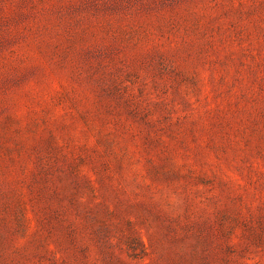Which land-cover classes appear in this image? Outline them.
I'll return each instance as SVG.
<instances>
[{
    "label": "rangeland",
    "instance_id": "1",
    "mask_svg": "<svg viewBox=\"0 0 264 264\" xmlns=\"http://www.w3.org/2000/svg\"><path fill=\"white\" fill-rule=\"evenodd\" d=\"M0 264H264V0H0Z\"/></svg>",
    "mask_w": 264,
    "mask_h": 264
}]
</instances>
